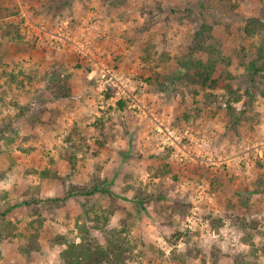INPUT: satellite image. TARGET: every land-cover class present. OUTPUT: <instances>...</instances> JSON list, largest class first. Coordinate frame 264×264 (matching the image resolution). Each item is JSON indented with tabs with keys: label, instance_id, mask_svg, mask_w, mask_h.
Wrapping results in <instances>:
<instances>
[{
	"label": "rangeland",
	"instance_id": "rangeland-1",
	"mask_svg": "<svg viewBox=\"0 0 264 264\" xmlns=\"http://www.w3.org/2000/svg\"><path fill=\"white\" fill-rule=\"evenodd\" d=\"M254 18L263 28L248 36ZM204 23V41L220 45L230 61L220 69L233 76L215 88L184 67L192 48L195 61L208 59L195 45ZM261 47L264 0H0V214L28 183L44 220L41 251L26 258L37 216L14 212L0 264H62L63 248L49 245L58 234L119 242L124 256L113 264H264ZM57 82L71 98L53 99ZM227 85L244 96L237 112L254 97L235 125ZM97 183L116 199L46 203Z\"/></svg>",
	"mask_w": 264,
	"mask_h": 264
},
{
	"label": "trees",
	"instance_id": "trees-1",
	"mask_svg": "<svg viewBox=\"0 0 264 264\" xmlns=\"http://www.w3.org/2000/svg\"><path fill=\"white\" fill-rule=\"evenodd\" d=\"M263 28L262 22L258 18L250 19L248 20L247 24L245 25V33L248 36L255 35L256 31ZM211 31L210 27L207 24H202L200 29L195 32L196 33V48H200L202 51L206 52L208 59L206 62L202 60H196L194 49L192 48L191 53L189 54V60L184 65L186 70L193 69L194 71V78L197 79V82L200 83V85L203 88H207L210 86V88H215V86L219 83V81H227L232 80L233 76L230 74V72L227 70L223 71L220 69L222 65L227 67V69L230 67V61H227V58L223 56L222 51L220 49V45L211 42V41H204V35L206 33H209ZM264 55L263 47L259 48L258 56L262 57ZM258 57V58H259ZM193 59V60H192ZM256 70H260V68H256ZM180 74V73H179ZM178 74L175 76H172V78H175V80H179L180 75ZM225 76V77H224ZM220 78V79H219ZM152 81L151 79L149 80ZM227 90L229 94V99L226 100L227 103V113L231 117V121L233 122V125L239 123L240 121L247 120L248 119V113H253L254 107L252 108L250 105L253 103L254 97L247 93L246 95L251 99L248 103L245 101L246 109L237 112L236 108H234L233 104H239L243 97L239 93H237L235 90H233L231 87L227 85ZM50 92H52L53 99H68L71 98V90L64 89L62 87L61 82H57V85L54 89H49ZM109 97V95H108ZM118 106L120 108H123L124 103L119 102ZM185 119H188V116H185ZM95 127L99 129L100 136L105 138V122L103 118H99L95 122ZM67 145H69V148H75L76 145L73 144L72 137L69 135L66 139ZM101 147L103 145L101 142L99 143ZM69 161L71 164H73V159L69 158ZM40 175L42 177H48L49 171H44ZM55 180L57 181V184L64 185L65 178H62L60 176H53ZM258 191V190H255ZM102 195L106 199H116L115 195L108 189V184L105 183L104 185L100 186L98 183L95 184L92 188L88 187H78V186H71L70 192L63 195L58 196L54 199H48L46 200V203H53L55 205H59L57 207H63V205H66L69 201L72 199H75L74 197H84V198H91L96 195ZM16 195L18 198H22V202L13 205L9 209H7L6 214H0V239L2 238V233H12L13 226L12 223H10V218L13 215L14 212L18 210L26 209L27 211L31 212V215L37 216V224L38 226L35 227V222H30V226L28 228V231H30V235L28 238V243L26 244V247L22 250V253L26 255V258H32L36 253H39L41 251V244H40V237H41V231L43 227V222L40 218L39 214V208L38 204L42 202L43 200H40L38 198V194L34 193L32 191V187L29 186L28 183H26L22 188L18 189L16 191ZM113 201V200H112ZM144 199H141L138 201L139 206H143ZM111 209L104 213H108L109 216L105 218L106 221L109 220V217H112L115 214V206L114 202L110 204ZM95 212V211H94ZM95 219L94 222L99 224L101 223V217L102 214L95 213ZM94 229L101 230V226H96ZM85 231L86 234H89V231L85 229H80L78 227V231L81 233L82 231ZM80 242L77 243L68 235H61L58 234L49 241L50 248L60 247L63 248L60 251L59 257L62 262V264H113V263H120L121 258L124 256V252H122L121 247L119 246V242L116 241H107L105 246H102L97 239L91 238V237H85L80 236ZM250 264V263H247Z\"/></svg>",
	"mask_w": 264,
	"mask_h": 264
},
{
	"label": "built area",
	"instance_id": "built-area-1",
	"mask_svg": "<svg viewBox=\"0 0 264 264\" xmlns=\"http://www.w3.org/2000/svg\"><path fill=\"white\" fill-rule=\"evenodd\" d=\"M103 77H105V76H103Z\"/></svg>",
	"mask_w": 264,
	"mask_h": 264
}]
</instances>
